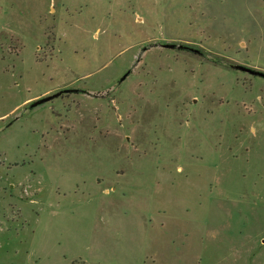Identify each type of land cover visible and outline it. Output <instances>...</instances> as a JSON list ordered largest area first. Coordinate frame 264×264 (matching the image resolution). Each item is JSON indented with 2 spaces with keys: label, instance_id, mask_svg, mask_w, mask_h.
Here are the masks:
<instances>
[{
  "label": "rangeland",
  "instance_id": "obj_1",
  "mask_svg": "<svg viewBox=\"0 0 264 264\" xmlns=\"http://www.w3.org/2000/svg\"><path fill=\"white\" fill-rule=\"evenodd\" d=\"M233 64L264 72V0H0V264H264Z\"/></svg>",
  "mask_w": 264,
  "mask_h": 264
},
{
  "label": "water",
  "instance_id": "obj_2",
  "mask_svg": "<svg viewBox=\"0 0 264 264\" xmlns=\"http://www.w3.org/2000/svg\"><path fill=\"white\" fill-rule=\"evenodd\" d=\"M157 45H160L162 47H165V48H180V49H188V50H195L194 48L190 47V46H187V45H184V44H177V43H159V44H153V46H157ZM146 48H144L143 51H145ZM235 69H238V70H242V71H245V72H248V73H251L253 75H259V76H262L264 77V72L260 71V70H256V69H253V68H250V67H247V66H244V65H241V64H233L232 65ZM131 69L128 70L127 72H125L123 74V76L119 79L117 85L121 84L130 74H131ZM65 91L67 92H79L80 89L79 88H74V89H66ZM52 98V95L51 96H48V97H44V98H40L38 100H36L35 102H32L30 105H29V108H32V107H35L45 101H48Z\"/></svg>",
  "mask_w": 264,
  "mask_h": 264
},
{
  "label": "crops",
  "instance_id": "obj_3",
  "mask_svg": "<svg viewBox=\"0 0 264 264\" xmlns=\"http://www.w3.org/2000/svg\"><path fill=\"white\" fill-rule=\"evenodd\" d=\"M31 100H32V98H28V99H26V100L24 101V104L29 103Z\"/></svg>",
  "mask_w": 264,
  "mask_h": 264
}]
</instances>
